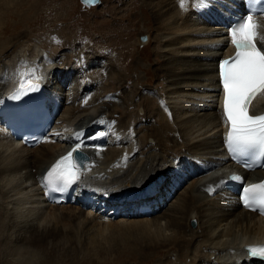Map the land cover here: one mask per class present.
Wrapping results in <instances>:
<instances>
[{
  "label": "bare ground",
  "instance_id": "bare-ground-1",
  "mask_svg": "<svg viewBox=\"0 0 264 264\" xmlns=\"http://www.w3.org/2000/svg\"><path fill=\"white\" fill-rule=\"evenodd\" d=\"M144 2L151 7L152 20L145 27L158 83L144 87L149 86L145 83L151 70L140 67V90L128 91L130 102L117 124L119 102L105 95L88 101L73 93L74 83L63 69L70 55H49L45 46L32 50L31 34L25 31L0 42V98L34 78L60 108L54 132L35 148L18 146L0 130V245L9 252L2 264H23L25 259L32 264L39 244L54 245L79 235L99 239L103 231L113 233L114 226L121 232L137 230V236L138 231L149 234L141 237H149L158 250L178 248V264H186L181 259L188 264H255L244 249L264 243V219L239 206L226 180L231 164L224 157L217 70L218 62L233 53L224 23L238 0H211L206 8L198 6L199 0H184L183 8L180 0ZM24 3H31L28 13L44 0H3L0 40L18 31L4 22ZM255 22L264 36V16ZM105 69L108 81H114V66ZM138 106L140 115H132L129 108ZM263 112L264 94L252 108L253 114ZM131 123L136 126L129 132ZM77 144L90 156L80 181L86 199L48 205L41 178L56 158ZM246 177L261 180L264 168ZM84 202L88 210L82 208ZM141 204L150 205L152 213L138 215ZM22 251L28 256L15 260Z\"/></svg>",
  "mask_w": 264,
  "mask_h": 264
},
{
  "label": "rangeland",
  "instance_id": "rangeland-1",
  "mask_svg": "<svg viewBox=\"0 0 264 264\" xmlns=\"http://www.w3.org/2000/svg\"><path fill=\"white\" fill-rule=\"evenodd\" d=\"M0 4L2 6L3 0ZM30 4L19 5L20 8L14 9L16 14L9 13L4 26H8L10 30L19 29L15 34L5 36L0 42L25 31L31 34L29 46L32 50L40 51L41 47L45 46L43 50L48 54L70 55L65 65L67 67L63 66V69L66 70L65 76H69L74 83L73 93H77L80 99L84 98L88 101H92L94 96L98 98L105 95L106 99L119 102L121 107L117 109L114 124H117V119L126 113L124 106L130 102L127 99L128 91L134 88L140 90V75L143 74L140 67L146 66L145 68L151 70V74L145 75L149 78L145 84L149 86L144 87H153L158 83L153 73L156 67L153 43L145 27V24L148 26L147 22L152 20L151 7H146L144 0H100L98 5L88 7L83 6L80 0H44L37 12L27 13ZM17 15L21 19H18ZM145 36L146 41H142V37ZM108 65L112 68L114 66L117 71L113 73L115 77L112 82H109L106 76L105 68ZM103 88H107L109 92H103ZM122 93L125 97L120 96ZM138 100L137 97L135 101ZM130 108L132 115H140V106ZM132 119L134 120L133 117ZM130 126L129 132L136 125L131 123ZM196 220L198 229L199 219ZM112 228L113 233L103 231L104 236L99 239L94 236L88 238L79 235L73 238L70 236L54 245L39 244L36 249L37 254L31 255L34 257L31 262L32 264H175L180 261L176 247L166 251L158 250L148 242L150 239L146 236L149 234L145 232L138 231L139 236H137L138 233L135 232L137 230H131L132 228H125L122 232L121 228L118 229L116 226ZM142 235L143 237L146 235V239H143ZM2 246L0 245V258L1 254L4 255L0 259V264L9 253H6L5 247ZM23 251L20 256L17 254L18 257L14 255V259L24 260L28 254ZM27 261L28 259H25L23 264H27ZM181 261L188 264V259Z\"/></svg>",
  "mask_w": 264,
  "mask_h": 264
},
{
  "label": "snow or ice",
  "instance_id": "snow-or-ice-1",
  "mask_svg": "<svg viewBox=\"0 0 264 264\" xmlns=\"http://www.w3.org/2000/svg\"><path fill=\"white\" fill-rule=\"evenodd\" d=\"M84 2L92 4L96 0ZM255 2L248 0L249 5ZM210 3L211 0H199L198 6L206 8ZM180 6L184 7V0H180ZM229 35L236 49L235 55L219 65L223 91L222 120L228 126L225 143L238 160L242 157L264 159V114L251 111L253 101L264 94V50L257 43H264V36L259 34L252 14L241 17L232 25ZM80 148L81 145L77 144L48 171L42 184L47 194L63 193L79 181L82 170L87 168L84 163L86 157H81ZM242 198L246 207L264 214V182L244 188ZM247 251L250 256L264 258V246L249 247Z\"/></svg>",
  "mask_w": 264,
  "mask_h": 264
},
{
  "label": "water",
  "instance_id": "water-1",
  "mask_svg": "<svg viewBox=\"0 0 264 264\" xmlns=\"http://www.w3.org/2000/svg\"><path fill=\"white\" fill-rule=\"evenodd\" d=\"M82 2L85 3L84 0H82ZM85 4H87V5H92V4H94V3H92V4L85 3ZM80 155H81L82 158L85 157V156H83L82 154H80ZM193 223H194V222H193Z\"/></svg>",
  "mask_w": 264,
  "mask_h": 264
}]
</instances>
